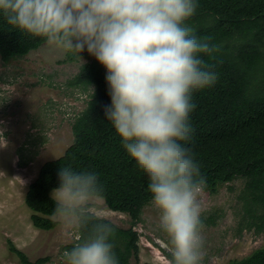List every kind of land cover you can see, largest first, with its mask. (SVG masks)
Returning <instances> with one entry per match:
<instances>
[{
	"label": "clouds",
	"instance_id": "1",
	"mask_svg": "<svg viewBox=\"0 0 264 264\" xmlns=\"http://www.w3.org/2000/svg\"><path fill=\"white\" fill-rule=\"evenodd\" d=\"M198 6L197 0H0V19L11 29L82 62L86 50L107 70L111 103L104 116L148 178L149 203L171 250L168 264H201L204 254L207 183L188 147L189 117L193 95L218 80L204 57L213 59L220 45L189 25ZM57 176L51 217L84 233L61 264H119L114 225L91 214L105 194L98 174L67 166Z\"/></svg>",
	"mask_w": 264,
	"mask_h": 264
},
{
	"label": "trees",
	"instance_id": "2",
	"mask_svg": "<svg viewBox=\"0 0 264 264\" xmlns=\"http://www.w3.org/2000/svg\"><path fill=\"white\" fill-rule=\"evenodd\" d=\"M197 3V13L188 23L198 37H210L212 43L220 45V51L213 59L204 57L218 73V80L193 95L196 108L189 120L194 132L188 147L201 165L207 183L204 191L215 193L220 186L243 179L239 199L244 217L249 225L264 232V0H197ZM43 44L40 39L11 29L0 19V58L4 63L22 58ZM67 56L68 60H74ZM81 57L86 62L67 81V86L93 88L94 93L92 90L84 110L74 118L72 144L61 157L41 166L24 202L32 212L30 218L35 228L53 230L58 222L51 217L54 210L51 193L59 186V169L71 166L96 172L106 188L103 200L107 208L131 219L127 229L110 221L116 229L114 250L119 264H133L132 259L139 264L138 233L134 226L149 204L148 178L138 170L105 119L104 107L111 103L107 70L86 50ZM77 233L78 241L84 235L78 226ZM73 244L66 245L64 251ZM8 249L20 264H44L47 260L31 261L11 241ZM227 264H264V247Z\"/></svg>",
	"mask_w": 264,
	"mask_h": 264
},
{
	"label": "rangeland",
	"instance_id": "3",
	"mask_svg": "<svg viewBox=\"0 0 264 264\" xmlns=\"http://www.w3.org/2000/svg\"><path fill=\"white\" fill-rule=\"evenodd\" d=\"M85 62L47 44L9 63L0 58V264H20L8 241L31 261L45 258L44 264H61L64 247L78 239L77 226L67 221H57L50 231L35 228L24 197L41 166L61 157L73 142L72 123L92 88L69 87L67 81ZM243 187V179H236L215 193L203 191L201 264H227L264 247V232L244 217L239 199ZM91 212L121 228L131 225L127 214L108 209L103 199L93 202ZM134 229L138 263L168 264L171 250L150 203Z\"/></svg>",
	"mask_w": 264,
	"mask_h": 264
},
{
	"label": "bare ground",
	"instance_id": "4",
	"mask_svg": "<svg viewBox=\"0 0 264 264\" xmlns=\"http://www.w3.org/2000/svg\"><path fill=\"white\" fill-rule=\"evenodd\" d=\"M31 183H32V182H31ZM107 184H108V183H107ZM105 189H106V188H105ZM105 189H104V190H105ZM24 199H25V198H24ZM143 209H144V208H143Z\"/></svg>",
	"mask_w": 264,
	"mask_h": 264
}]
</instances>
